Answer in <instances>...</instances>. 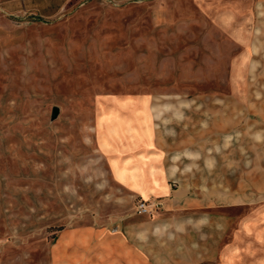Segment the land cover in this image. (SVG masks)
I'll use <instances>...</instances> for the list:
<instances>
[{
  "label": "rangeland",
  "instance_id": "1",
  "mask_svg": "<svg viewBox=\"0 0 264 264\" xmlns=\"http://www.w3.org/2000/svg\"><path fill=\"white\" fill-rule=\"evenodd\" d=\"M241 14L263 34L264 0H0V264L100 255V223L153 264H264V43L227 35ZM138 97L195 205L137 214L112 178L101 121Z\"/></svg>",
  "mask_w": 264,
  "mask_h": 264
},
{
  "label": "crops",
  "instance_id": "2",
  "mask_svg": "<svg viewBox=\"0 0 264 264\" xmlns=\"http://www.w3.org/2000/svg\"><path fill=\"white\" fill-rule=\"evenodd\" d=\"M253 20V16L246 17L241 14L240 25L235 23L233 27V19L229 22V18H226L227 35L231 39L240 40L243 45L246 44L248 50L257 45L258 41L264 43V39H259L264 36V32L262 34L261 30L254 27ZM249 24L251 27L247 28ZM142 100V97H138L135 102L136 109L118 107L115 109V117L101 121L100 153L106 158L112 178L137 197L159 200L162 208L157 212L195 205V199L182 187H173L171 184L174 180L189 178L185 176L190 172L187 171L183 159L185 149H177L172 145L170 131L162 129L163 126L153 120L159 116L158 109L149 103L146 104L148 108H145V113ZM101 135L105 140L101 139ZM253 230L248 242L259 248L264 227ZM83 237L88 238L89 242L99 239L100 255L92 252L70 254L64 259V264H136L137 257L145 264H153L150 255L140 248L138 250L137 245L128 241L117 228L112 229L100 223L99 228L91 227V231L85 229ZM124 245L133 250L128 254L119 253L122 246L125 248ZM55 264H58L57 260Z\"/></svg>",
  "mask_w": 264,
  "mask_h": 264
},
{
  "label": "built area",
  "instance_id": "3",
  "mask_svg": "<svg viewBox=\"0 0 264 264\" xmlns=\"http://www.w3.org/2000/svg\"><path fill=\"white\" fill-rule=\"evenodd\" d=\"M172 186H175V182L172 181ZM134 211L137 214H153L162 208V203L155 198H136L134 200Z\"/></svg>",
  "mask_w": 264,
  "mask_h": 264
},
{
  "label": "water",
  "instance_id": "4",
  "mask_svg": "<svg viewBox=\"0 0 264 264\" xmlns=\"http://www.w3.org/2000/svg\"><path fill=\"white\" fill-rule=\"evenodd\" d=\"M57 112V107L56 106H53L52 107V110H51V115L54 116Z\"/></svg>",
  "mask_w": 264,
  "mask_h": 264
}]
</instances>
